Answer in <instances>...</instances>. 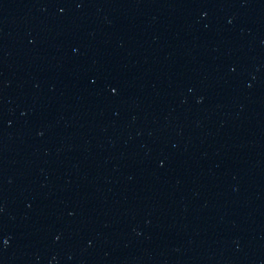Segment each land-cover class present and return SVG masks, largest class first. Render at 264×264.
<instances>
[{"label": "water", "instance_id": "95a60500", "mask_svg": "<svg viewBox=\"0 0 264 264\" xmlns=\"http://www.w3.org/2000/svg\"><path fill=\"white\" fill-rule=\"evenodd\" d=\"M0 264H264V0H0Z\"/></svg>", "mask_w": 264, "mask_h": 264}]
</instances>
